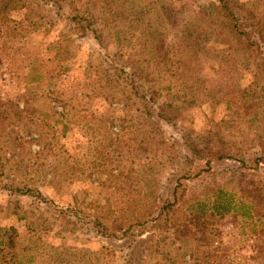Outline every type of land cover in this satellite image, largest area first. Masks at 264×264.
<instances>
[{
  "label": "rangeland",
  "instance_id": "rangeland-1",
  "mask_svg": "<svg viewBox=\"0 0 264 264\" xmlns=\"http://www.w3.org/2000/svg\"><path fill=\"white\" fill-rule=\"evenodd\" d=\"M0 264H264V0H0Z\"/></svg>",
  "mask_w": 264,
  "mask_h": 264
}]
</instances>
